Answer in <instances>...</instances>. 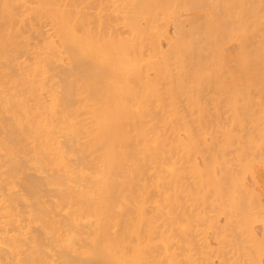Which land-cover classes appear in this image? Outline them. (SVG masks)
<instances>
[{
  "label": "rangeland",
  "instance_id": "1",
  "mask_svg": "<svg viewBox=\"0 0 264 264\" xmlns=\"http://www.w3.org/2000/svg\"><path fill=\"white\" fill-rule=\"evenodd\" d=\"M76 1L80 2L81 7L86 6L84 13L96 26L99 16L109 13L112 5L114 6V3L107 5L113 2L110 0ZM145 1L152 15V19L144 24L147 33L162 41V44L155 56L144 46L142 55L145 59L138 68L139 74L124 76L136 89L146 92L145 108L141 112L144 130L164 133L168 136V141L172 140L173 134H178L177 139L181 140V144L172 146L174 153L179 152L178 160L174 164L167 159L162 180L150 179L145 187L142 185L143 181L136 177L130 185L126 179L113 183L116 217L112 230L116 241L130 245L140 243L142 246L150 243L151 248L143 264H264V0H215L218 10L206 6L205 10H200L201 13L197 11L199 17L195 12L196 8L211 0ZM115 2L120 11L119 17L115 18L118 23L122 20L125 4L124 0ZM205 11L209 13L202 17L203 13L206 14ZM192 12L196 14L193 13L192 16L198 18L194 22L191 20ZM183 13H187V16L190 14L191 18L187 19ZM182 14L186 19L181 17ZM176 15H181L183 19H177ZM252 39L255 42L245 49L236 46L244 40ZM57 71L58 67L53 65L51 72ZM74 71L78 72L76 69ZM106 73V67L100 66L85 70L81 75L83 80L92 82ZM72 83L74 84H70L69 88L78 92L69 96L67 106L77 110L79 118L88 123V116L93 113V103L97 105L100 101L99 93L87 82L81 87ZM42 96L47 99L45 94ZM138 105L140 103L135 102L133 106L139 107ZM3 119L4 122H9L6 118ZM59 138L66 140L63 134ZM168 147L166 142L165 149ZM24 149L21 151L24 155H20L23 156L22 159H18L19 165L17 163L18 177H13L16 179L10 183L3 181L8 182L7 186L14 184L13 188L11 186L10 190H3V193L14 211L20 212L18 211L15 223L4 224V228L2 227L7 234L10 232L8 235L21 238L24 244L15 247L20 250L19 255H16L15 249L11 251L13 244L2 242L3 246H0L3 251L0 249V253L6 252L0 254V264L1 260L4 263L10 260L7 264H59L58 257L67 248L57 245L58 242L53 241L50 237L53 234H49V231L46 230L48 233L43 237L44 239L49 235L46 237L48 240H41L46 244L41 242L38 246L41 253L36 249L38 255H34L33 246L28 245L32 241H29V237L36 233L42 237L44 227L47 229L46 220H33L31 210L37 209V203L29 193V185L35 183L39 187L35 186L36 191L40 192L37 199L43 205L46 202L45 205L49 206L51 202L53 204L50 206L54 207L60 198L57 197L59 185L52 184L55 186L53 188L42 179L51 170L38 168L29 159V148V152ZM165 154L168 152L165 151ZM23 182H29L28 185L24 183L27 189ZM14 196H18L19 202ZM125 196L128 203L119 207ZM59 202L55 207H59L58 212L53 210L58 217L54 214L52 216V208L48 217L53 219L48 221L55 220V223H59L57 219L61 220L58 225L62 227V224H66L63 222L67 221L62 211L66 213L67 207L63 208L65 201ZM35 207L36 209H32ZM141 210L144 221L140 217ZM29 223L31 226L27 231ZM24 224L27 225L23 227ZM64 227L66 225L59 228L60 231L63 230L62 236L71 228L67 225L66 229L69 228L65 230ZM87 227L81 223L71 228L79 237L77 246L88 244L84 242L87 238H83L91 230ZM147 228L152 232L150 240L145 235ZM2 230L0 235L5 232ZM23 230L25 234H21ZM7 234L2 236H8ZM29 234L31 236L27 238L26 235ZM49 240L52 245L48 243ZM49 249H52L53 254ZM57 250L55 258L53 255ZM74 251L71 249L70 252L73 256L71 264H80L79 255ZM128 251L132 253L131 248ZM6 255L13 256L12 262L11 257L5 262ZM18 256H21L19 261ZM46 257L49 258L48 261Z\"/></svg>",
  "mask_w": 264,
  "mask_h": 264
},
{
  "label": "bare ground",
  "instance_id": "2",
  "mask_svg": "<svg viewBox=\"0 0 264 264\" xmlns=\"http://www.w3.org/2000/svg\"><path fill=\"white\" fill-rule=\"evenodd\" d=\"M110 1L113 2L111 4L106 2V4L114 3V6L112 5L109 13L99 16L98 26H96L86 16L87 14L85 15L86 6L81 2L85 8L81 7L80 2L76 0H0V132L2 133L0 134L2 135L0 136V229L4 228V224L15 223L19 215V210L14 211L3 193V190L6 192L5 190H10L11 186L13 188L14 184L8 187V182H4L5 185L3 181L7 180L10 183L18 177V159H22L23 156L20 155L24 154L21 151L26 148L25 152L29 150L31 152L29 159L34 161L38 168L51 170L49 171L51 173L48 172L49 175L47 173V176L42 178L44 182L51 184L50 186L59 185L57 197L60 198L59 201H65L63 208L67 207L66 213L62 211L67 218V221L63 222L66 224L62 225L66 227L68 225L73 229L82 223L92 230L87 237L82 236L87 238V241L84 239V242H88L85 245L82 243L77 246L79 241L77 232L69 227L67 228L69 232L65 233L66 236H62L63 230L60 231V229L63 226L58 225L61 224V220L57 219L59 223H55V220L48 221L51 219L48 214L52 208V216L54 214L56 218L58 217L57 214L55 215L56 211L53 212L59 202L58 199L54 207L50 206L53 203L50 204L48 200L49 206L45 205L46 202L43 205L40 199H37V194L40 192L36 191L35 183L32 185L30 182L32 186L29 185L31 190L29 193L36 199L37 209L32 208L36 209L33 210L34 212L29 210L31 215H34L33 220L47 221V229L42 224L45 233L43 232V236L40 237L41 234L35 232L37 235L32 234L33 236L29 237L31 242L27 240V236L31 234L26 235L27 238L22 237L30 243L28 245L33 246L32 249L35 252L42 244L41 242L49 236L43 239L48 233L46 230L50 232L49 234L52 233L50 237L53 241L56 240L61 248H67L64 252L61 251V254L59 253L61 255L58 257L61 260L57 258L59 264L72 263L71 249L79 255V258H76L81 260L80 264H143L146 254L150 251V243H146V246L140 243L134 245L118 243L114 236L112 228L116 217V203L112 185L123 179L128 180L130 185L135 177L143 181L144 187L150 179L162 180L167 159L176 164L179 155L178 151L174 153L172 149L173 145L181 144V140L177 139L178 134H173L172 140L168 141V136L164 133H151L144 130L141 112L145 108L143 105L146 92L143 89H136L124 76L139 74L138 68L145 59L142 55L144 46L149 53L151 50L153 56L161 47L162 41L148 35L145 27L152 19L148 4L145 0H124L122 20L116 23L115 18L119 17L120 11L115 0ZM206 6L214 7L215 11L218 10V4L215 0H211L197 7L195 12L205 10ZM207 12L203 13L202 17L207 16ZM187 13L183 14L189 19L190 14L192 16L194 12L188 14L189 16ZM184 15L180 16L185 18ZM194 15L192 21L198 19L199 13H197V19ZM176 16L177 19H183ZM176 20L177 25L179 20L177 22ZM107 22L110 23L105 24ZM231 23H234V20H231ZM103 28L107 29L103 30ZM168 38L172 39L171 36ZM254 42L255 39L244 40L236 46L245 49ZM53 65L58 67L57 72H51ZM100 66L106 67V75L97 77L98 80L92 82L82 79L81 73L85 70ZM72 82L77 83L78 87H81L84 82H91L88 85L93 86L99 93L100 101L97 105L93 103V113L88 116L89 124L79 118L77 110L67 106L69 96L78 92L69 88L70 84H74ZM43 94L47 96V99H44ZM135 102L140 103L139 107L133 106ZM3 118L9 122H4ZM60 134H63L66 140L60 139ZM166 142L169 146L167 149H165ZM165 151L168 154H165ZM36 188L39 187L36 186ZM17 197L14 196L15 200ZM127 199L125 196L119 207L127 204ZM55 210L58 212L59 207ZM142 211H140V217L144 221ZM30 223L28 227L31 226ZM25 225L27 224L23 227ZM66 227H64L65 230H67ZM150 228H147L145 234L149 240L152 233L149 231ZM28 229L30 230V227L27 231ZM154 230L155 226L152 231ZM31 231L33 232V229ZM22 232L24 233V230L21 234ZM4 234H7L6 231ZM2 235H0V244L3 246L5 241L8 242L7 244H13L14 248H11V251L16 246L24 244V241L21 242V238L14 233V236L3 237ZM48 243L50 244V240ZM17 248L14 253L17 251L16 255H19L20 250L18 251ZM51 248L54 250V247ZM128 248L132 249L131 254ZM0 249L2 250L1 246ZM39 249L37 251L41 253ZM49 250L53 254L52 249ZM36 252L34 255H38ZM56 252L58 250L54 251V257ZM11 256H7L5 262ZM20 257L18 256L17 261ZM48 259L45 260L48 261ZM53 259L52 262H54ZM7 262L4 263L1 260L2 264Z\"/></svg>",
  "mask_w": 264,
  "mask_h": 264
}]
</instances>
